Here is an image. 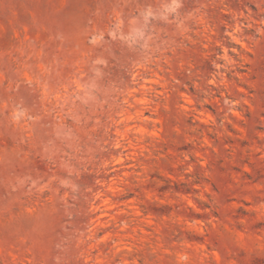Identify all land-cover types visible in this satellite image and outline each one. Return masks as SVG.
Masks as SVG:
<instances>
[{
	"label": "rangeland",
	"instance_id": "obj_1",
	"mask_svg": "<svg viewBox=\"0 0 264 264\" xmlns=\"http://www.w3.org/2000/svg\"><path fill=\"white\" fill-rule=\"evenodd\" d=\"M0 264H264V0H0Z\"/></svg>",
	"mask_w": 264,
	"mask_h": 264
}]
</instances>
